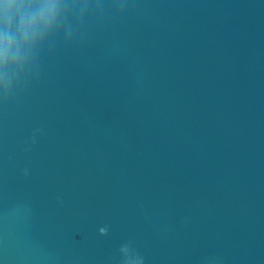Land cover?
Listing matches in <instances>:
<instances>
[{"label": "water", "instance_id": "water-1", "mask_svg": "<svg viewBox=\"0 0 264 264\" xmlns=\"http://www.w3.org/2000/svg\"><path fill=\"white\" fill-rule=\"evenodd\" d=\"M0 97V264H264V0H87Z\"/></svg>", "mask_w": 264, "mask_h": 264}, {"label": "clouds", "instance_id": "clouds-1", "mask_svg": "<svg viewBox=\"0 0 264 264\" xmlns=\"http://www.w3.org/2000/svg\"><path fill=\"white\" fill-rule=\"evenodd\" d=\"M87 0H0V97L6 102L38 71L42 50L60 34H72L69 18L82 21ZM117 7L122 11L124 3Z\"/></svg>", "mask_w": 264, "mask_h": 264}]
</instances>
